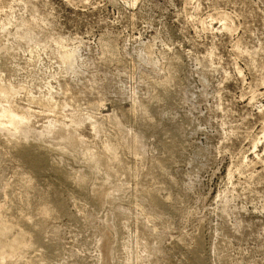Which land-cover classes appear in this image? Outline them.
I'll use <instances>...</instances> for the list:
<instances>
[{"label":"rangeland","instance_id":"374dc122","mask_svg":"<svg viewBox=\"0 0 264 264\" xmlns=\"http://www.w3.org/2000/svg\"><path fill=\"white\" fill-rule=\"evenodd\" d=\"M0 223V264H264V0H0Z\"/></svg>","mask_w":264,"mask_h":264},{"label":"bare ground","instance_id":"6f19581e","mask_svg":"<svg viewBox=\"0 0 264 264\" xmlns=\"http://www.w3.org/2000/svg\"><path fill=\"white\" fill-rule=\"evenodd\" d=\"M8 122L12 123V119H9ZM7 229H8V226H5L3 225V223H0V238L1 236L7 234ZM9 247L15 251L20 248V243L18 240L11 241Z\"/></svg>","mask_w":264,"mask_h":264}]
</instances>
